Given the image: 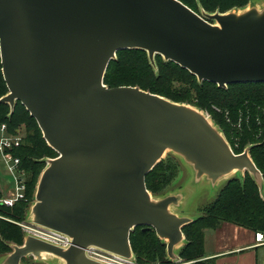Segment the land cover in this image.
Returning a JSON list of instances; mask_svg holds the SVG:
<instances>
[{"label":"water","instance_id":"95a60500","mask_svg":"<svg viewBox=\"0 0 264 264\" xmlns=\"http://www.w3.org/2000/svg\"><path fill=\"white\" fill-rule=\"evenodd\" d=\"M141 50L219 88L264 83V3L195 13L178 0H0V64L12 114L19 102L56 157L45 159L27 233L0 264H109L96 250L134 263L130 233L153 230L167 259L180 261L179 191L153 196L145 178L166 154L215 188L247 173L264 201V180L249 155L235 154L202 111L140 90L108 88L116 54Z\"/></svg>","mask_w":264,"mask_h":264},{"label":"trees","instance_id":"16d2710c","mask_svg":"<svg viewBox=\"0 0 264 264\" xmlns=\"http://www.w3.org/2000/svg\"><path fill=\"white\" fill-rule=\"evenodd\" d=\"M198 13L197 3L213 14L227 13L232 9L243 10L249 0H178ZM155 68L141 50L120 51L116 60L110 62L103 84L108 88L120 86L137 87L140 90L166 98L175 103L190 105L207 112L210 120L222 132L235 154L249 147V155L264 180V83H240L219 88L216 84L202 82L172 62H164L155 56ZM8 90L3 80L0 64V98ZM4 125L9 135H16L23 127L20 147L11 151L19 158L20 168L26 175V202L11 208L0 206V255L11 251L5 242L21 245L24 234L18 227L26 217L33 202L36 183L45 159L56 157L42 138L35 120L17 102L12 114L7 104L0 103V127ZM240 125V126H239ZM240 127L241 131L238 130ZM177 166L173 159L157 164L145 178L146 189L153 196L167 192L176 176ZM202 215L182 228L185 244L178 251L180 264H214L205 259V232L228 223L264 234V201L258 189L245 173L242 179L228 180L217 198L201 210ZM134 264H172L166 257L165 245L157 239L153 230L135 228L129 236ZM39 264V263H37Z\"/></svg>","mask_w":264,"mask_h":264},{"label":"crops","instance_id":"0c3cea01","mask_svg":"<svg viewBox=\"0 0 264 264\" xmlns=\"http://www.w3.org/2000/svg\"><path fill=\"white\" fill-rule=\"evenodd\" d=\"M2 168L0 198L9 196L13 186L12 175ZM204 253L214 264H264V244L256 243L255 233L228 223L205 232Z\"/></svg>","mask_w":264,"mask_h":264},{"label":"rangeland","instance_id":"374dc122","mask_svg":"<svg viewBox=\"0 0 264 264\" xmlns=\"http://www.w3.org/2000/svg\"><path fill=\"white\" fill-rule=\"evenodd\" d=\"M196 3H197L198 11H199L198 13H200L201 11H204L197 1H196ZM263 3H264V0H249L248 4L245 6V8H248L251 5L261 6ZM232 10L238 11L237 9H232ZM204 113L209 117L207 112H204ZM239 129H240V127H238V130ZM20 130L22 131L23 127ZM239 131H241V129ZM169 158L173 159L175 161V164L177 166V170H176V176L170 182L168 189H167V192L172 193V192L179 191L184 196L183 201L181 203V206L179 209H177L176 213L179 216H185V217L187 216V217L192 218V219H197L202 215L201 210L203 208H205L207 205H209L210 203H212L217 198L218 194L220 193V191L224 187L226 181L220 182L213 189L210 187V185L206 181H202V182L196 184L193 182V179H192L193 175H192V172L189 170V168L186 167L185 165H183L177 158H175L171 154H166L165 157L163 158L162 162L167 161ZM2 166L3 165L0 164V173L5 175V172H3L4 169L2 168ZM10 182H12V181H10ZM18 227L21 229V231L24 235L31 232L29 230H32L33 228L29 224L27 214H26V217L24 218L23 221L18 222ZM245 232H247V231H245ZM31 233H33V232H31ZM39 233H41V234H38V232H35V234H38L41 236L47 235V233H45V232H39ZM208 235L210 236V233ZM48 236L56 237V236H53L51 234H48ZM43 237H45V236H43ZM56 239H58V237H56ZM5 245L9 246V245H11V243L5 242ZM1 256H3V255H0V258H1ZM180 262L181 261H179L177 263H172V262L171 263L172 264H180ZM193 263L194 262H188V263H183V264H193ZM21 264H37V263L32 258H27V259H23ZM43 264H48V263H43ZM128 264H134V263H128Z\"/></svg>","mask_w":264,"mask_h":264},{"label":"built area","instance_id":"2783aa9c","mask_svg":"<svg viewBox=\"0 0 264 264\" xmlns=\"http://www.w3.org/2000/svg\"><path fill=\"white\" fill-rule=\"evenodd\" d=\"M22 138L23 133L20 130L17 131L16 135H9L4 125L0 127V163L5 166L13 178L11 193L9 196L0 198V206L2 207L11 208L16 203L26 202V175L24 170L20 168L19 158L13 157L11 154L12 150L20 147ZM29 231L33 233L38 232V234H41L39 233L40 231L35 229ZM43 236L60 244H65V240L63 238L58 237V239H56L57 236L51 237L48 236V234ZM255 241L256 243L264 244V234L261 232L255 233ZM88 253L90 256L109 264H128L96 250H90Z\"/></svg>","mask_w":264,"mask_h":264}]
</instances>
